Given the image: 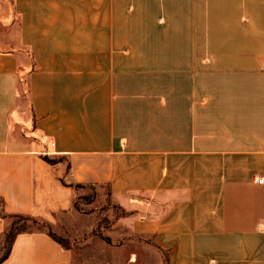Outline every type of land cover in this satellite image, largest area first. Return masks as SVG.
<instances>
[{
  "label": "crops",
  "instance_id": "crops-1",
  "mask_svg": "<svg viewBox=\"0 0 264 264\" xmlns=\"http://www.w3.org/2000/svg\"><path fill=\"white\" fill-rule=\"evenodd\" d=\"M0 23V198L72 242L19 233L0 264H264V0H0ZM87 188L121 211L98 251Z\"/></svg>",
  "mask_w": 264,
  "mask_h": 264
},
{
  "label": "rangeland",
  "instance_id": "rangeland-1",
  "mask_svg": "<svg viewBox=\"0 0 264 264\" xmlns=\"http://www.w3.org/2000/svg\"><path fill=\"white\" fill-rule=\"evenodd\" d=\"M8 31V29L6 27H4V24L3 23H0V42H7L9 40H12L10 37H12L11 34H7L6 32ZM6 46V45H4ZM85 195L84 196H81L78 198L77 200V206L78 208H81L82 211L84 212H90V211H96V209H98V215H99V222L97 224V226L95 227L94 229V232L92 234L94 240L93 242L89 245V247L91 249H95L98 251V244H99V240L102 238L104 239L105 236L104 234H114V233H111L113 232V229L115 227V217H117L118 215L121 214V211L115 207H110V204H97V206L94 205V207L92 205H90L93 197H94V189L93 188H87L86 191H85ZM83 205V206H82ZM81 206V207H80ZM97 207V208H96ZM37 226H30L31 229H35ZM50 230L52 231L51 227H50ZM57 236H59L61 239L64 237L55 233ZM114 236V239L116 238L117 235H113ZM119 238H117L118 240ZM3 240H4V237H3ZM65 240V239H64ZM69 240V239H68ZM67 240V241H68ZM115 241V243H117L116 240H113ZM120 241V239H119ZM140 255L142 256H145L147 251L143 250V246L140 245ZM2 250H3V246L2 248L0 249V255L2 253ZM127 250V251H126ZM131 250V247H127V249H120V250H115L113 252V255H112V260H113V264H123V261L125 259V254L126 253H129V251ZM128 263V261H127Z\"/></svg>",
  "mask_w": 264,
  "mask_h": 264
},
{
  "label": "trees",
  "instance_id": "trees-1",
  "mask_svg": "<svg viewBox=\"0 0 264 264\" xmlns=\"http://www.w3.org/2000/svg\"><path fill=\"white\" fill-rule=\"evenodd\" d=\"M47 161L53 163L54 160L46 158ZM5 203L2 198H0V219L5 222V229H4V240H3V250L0 255V262L4 261L10 254L11 247L15 237L19 233L23 232H32L34 230H44L52 239L57 241L65 248L71 247V241L66 238H60L57 236L53 231L50 230V226L45 223L41 222L31 216L23 215V214H9L5 212L4 206ZM123 213V212H122ZM37 226L35 229H31L30 226ZM94 230L91 232L93 233ZM86 238V236H84ZM106 241H109L108 238H104ZM68 240V241H67ZM166 264V259H164Z\"/></svg>",
  "mask_w": 264,
  "mask_h": 264
},
{
  "label": "built area",
  "instance_id": "built-area-1",
  "mask_svg": "<svg viewBox=\"0 0 264 264\" xmlns=\"http://www.w3.org/2000/svg\"><path fill=\"white\" fill-rule=\"evenodd\" d=\"M256 181L259 182V183L263 182V180L261 178L257 179Z\"/></svg>",
  "mask_w": 264,
  "mask_h": 264
}]
</instances>
